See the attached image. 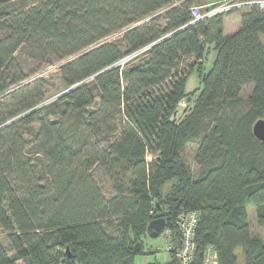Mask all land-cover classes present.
Instances as JSON below:
<instances>
[{
    "label": "trees",
    "instance_id": "trees-1",
    "mask_svg": "<svg viewBox=\"0 0 264 264\" xmlns=\"http://www.w3.org/2000/svg\"><path fill=\"white\" fill-rule=\"evenodd\" d=\"M176 1L0 0V264H133L157 214L174 246L164 264H178L176 220L191 211L197 264L207 245L218 264L237 248L264 264L246 212L264 230V11L222 35V15L191 22L199 0ZM27 61H64V90L24 83Z\"/></svg>",
    "mask_w": 264,
    "mask_h": 264
},
{
    "label": "rangeland",
    "instance_id": "rangeland-1",
    "mask_svg": "<svg viewBox=\"0 0 264 264\" xmlns=\"http://www.w3.org/2000/svg\"><path fill=\"white\" fill-rule=\"evenodd\" d=\"M205 1H211V0H199V2L202 4H196L198 6L205 5ZM194 5V4H193ZM242 11L238 10L235 11L236 15H240ZM163 9H160L156 14L162 15ZM235 13H233L232 17H235ZM162 20V19H161ZM163 21V20H162ZM211 22V23H210ZM209 24L216 25L218 23L216 18H212L210 20ZM116 36L115 34L113 35ZM113 36L109 37L112 38ZM64 61H61L59 63L55 64H45L41 65L34 61H27L26 62V68L29 72L28 78L25 80L26 82H33L35 80H41L40 85L42 88V91L44 92V95L51 99L57 94H59L61 91L64 90L62 86V82L58 73V66L62 64ZM212 65V61L206 63V68L209 69ZM21 85H12L8 88L7 93L10 94L17 90V88ZM189 86L190 87H196L198 86V79L196 77V74H191V77L189 79ZM251 87H247L244 92L242 93L243 96H246L250 92ZM186 105L185 99L182 98L179 102L180 109L184 108ZM196 147L197 145L195 143H189L185 147L183 151V155L185 156L188 164L190 165L193 174L196 176L197 174V166L194 162V157L196 153ZM246 212H247V218L250 226V231L252 236L261 237L264 241V230L260 228L256 221V207L254 205L248 204L246 206ZM143 253L137 254L134 257L133 264H164L169 259V253L165 251V246L167 244V240L163 238V235L160 233L157 237H151L147 233L143 236ZM236 257H237V264H243V254L242 250L240 248H237L235 251ZM17 264H21V261H17Z\"/></svg>",
    "mask_w": 264,
    "mask_h": 264
},
{
    "label": "built area",
    "instance_id": "built-area-1",
    "mask_svg": "<svg viewBox=\"0 0 264 264\" xmlns=\"http://www.w3.org/2000/svg\"><path fill=\"white\" fill-rule=\"evenodd\" d=\"M183 0L176 1V4ZM250 7H256L264 11V0H217L198 6L192 5L189 10L192 16L191 22L202 18H210L217 15H225L232 11L246 10ZM143 49L136 51L123 59L122 63L132 56L140 53ZM198 220L196 211L183 212L179 214L176 225L178 228V243L175 247L174 255L178 259V264H197L196 251L197 243L194 238V229ZM170 229L164 228L161 234L167 240L165 251L168 253L174 249L171 241ZM200 264H218V256L213 245H207L202 251Z\"/></svg>",
    "mask_w": 264,
    "mask_h": 264
},
{
    "label": "water",
    "instance_id": "water-1",
    "mask_svg": "<svg viewBox=\"0 0 264 264\" xmlns=\"http://www.w3.org/2000/svg\"><path fill=\"white\" fill-rule=\"evenodd\" d=\"M252 132L255 135L256 138H258L261 141H264V120L258 119L255 121V123L252 126ZM166 222L164 217L161 214H157L148 224V227L150 229L149 236L151 237H157L160 235V233L165 228ZM136 249L140 248L139 242L136 243L135 246ZM66 251L68 252V248H66ZM69 255V252H68Z\"/></svg>",
    "mask_w": 264,
    "mask_h": 264
},
{
    "label": "crops",
    "instance_id": "crops-1",
    "mask_svg": "<svg viewBox=\"0 0 264 264\" xmlns=\"http://www.w3.org/2000/svg\"><path fill=\"white\" fill-rule=\"evenodd\" d=\"M214 1H217V0L205 1L204 4L214 2ZM233 13H235V11L229 12V13L222 15L220 17V22H221V27H222V35L230 34L240 27V15H236V13H235V17H232ZM207 45L210 48L212 47V43L207 44ZM214 57H215L214 51L210 50V52L208 53L205 65H206L207 61H208V63L211 61L213 62Z\"/></svg>",
    "mask_w": 264,
    "mask_h": 264
}]
</instances>
